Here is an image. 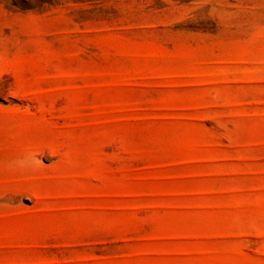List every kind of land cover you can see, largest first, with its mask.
Instances as JSON below:
<instances>
[{
    "label": "rangeland",
    "instance_id": "374dc122",
    "mask_svg": "<svg viewBox=\"0 0 264 264\" xmlns=\"http://www.w3.org/2000/svg\"><path fill=\"white\" fill-rule=\"evenodd\" d=\"M0 264H264V0H0Z\"/></svg>",
    "mask_w": 264,
    "mask_h": 264
}]
</instances>
